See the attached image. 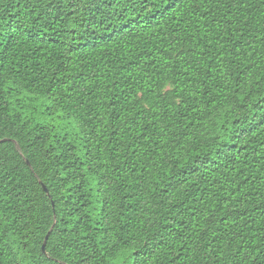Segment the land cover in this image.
Masks as SVG:
<instances>
[{
	"label": "trees",
	"instance_id": "16d2710c",
	"mask_svg": "<svg viewBox=\"0 0 264 264\" xmlns=\"http://www.w3.org/2000/svg\"><path fill=\"white\" fill-rule=\"evenodd\" d=\"M0 264H264V0H0Z\"/></svg>",
	"mask_w": 264,
	"mask_h": 264
},
{
	"label": "rangeland",
	"instance_id": "374dc122",
	"mask_svg": "<svg viewBox=\"0 0 264 264\" xmlns=\"http://www.w3.org/2000/svg\"><path fill=\"white\" fill-rule=\"evenodd\" d=\"M49 101L45 100L43 107H38L34 112L35 120L37 123H52L55 125L60 132H71L77 131V123L75 120L65 121L58 117L48 116L42 111V109H46V105H48Z\"/></svg>",
	"mask_w": 264,
	"mask_h": 264
},
{
	"label": "water",
	"instance_id": "95a60500",
	"mask_svg": "<svg viewBox=\"0 0 264 264\" xmlns=\"http://www.w3.org/2000/svg\"><path fill=\"white\" fill-rule=\"evenodd\" d=\"M43 187H44V189L48 192L47 187H46L45 185H43ZM47 238H48V235H47V237H46V240H47ZM46 240H45V243H44V245H43V250H44V251H45V246H46Z\"/></svg>",
	"mask_w": 264,
	"mask_h": 264
}]
</instances>
